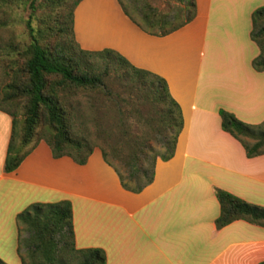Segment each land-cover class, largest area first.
Wrapping results in <instances>:
<instances>
[{"label":"crops","instance_id":"crops-1","mask_svg":"<svg viewBox=\"0 0 264 264\" xmlns=\"http://www.w3.org/2000/svg\"><path fill=\"white\" fill-rule=\"evenodd\" d=\"M195 1V18L166 36L145 32L118 0H82L75 10L81 49L112 50L159 76L181 108L175 155L157 160L154 180L141 192L123 188L99 148L80 165L55 158L44 139L6 172L13 118L0 110V259L6 264H22L17 216L32 204L66 200L76 248L103 250L106 264L264 262L263 226L216 225L217 189L264 207V155L249 158L220 116L226 110L247 125L264 123V71L253 68L260 50L251 39L252 15L264 0Z\"/></svg>","mask_w":264,"mask_h":264},{"label":"trees","instance_id":"trees-1","mask_svg":"<svg viewBox=\"0 0 264 264\" xmlns=\"http://www.w3.org/2000/svg\"><path fill=\"white\" fill-rule=\"evenodd\" d=\"M6 1L5 4L10 8L23 0ZM69 1L44 0L43 3L46 10L53 11L58 7L69 9V13L62 17L58 30L60 43L45 44L48 38L46 30L36 29L30 19L27 21L30 44L24 51H12H17L20 59H11L9 53L10 81L3 88V98L0 99V110L13 118V133L5 171H15L41 139L49 144L55 158L69 156L80 165H85L94 149L99 148L105 162L115 169L123 188L139 193L153 182L157 160L169 161L175 155L178 138L184 126L181 108L171 96L166 81L159 76L134 67L112 50L90 52L81 49L74 32V14L82 0H73L68 8ZM118 1L137 25L155 36L169 35L196 16L195 0H182L188 5L174 14L140 8L136 0ZM184 11H190L191 14L184 21H180V15ZM252 22L251 39L260 50V55L252 65L255 70L262 72L264 7L253 13ZM76 51L84 58L123 63L131 71L130 80L133 88L137 90V96L127 98L120 94L115 95L106 84L110 72H101L95 64L77 58ZM59 87L72 92L104 96L116 103L119 119L115 128L128 149L126 156H120V145L107 151L106 146L100 143L101 130H90L89 124L94 120H88L87 112L81 107L79 109L62 102L58 94ZM21 99L26 100L22 127L17 114L5 106L17 105ZM130 102L151 107L157 118L151 114H143L139 107H133L131 113L137 114V117L134 122H127L122 117L124 108L121 105ZM220 116L223 130L242 143L249 158L264 155V123L257 126L247 125L226 110H220ZM41 121L47 130L41 134L42 138H36V128ZM98 125L94 123V126ZM74 131L85 133L77 135ZM134 132L135 136L132 134ZM216 196L221 205V213L216 220L218 229L237 220L264 227V207L245 202L220 189L216 190ZM17 223L18 254L22 264H106L103 250L76 248L73 207L70 201L32 204L17 216ZM0 264L6 263L0 259Z\"/></svg>","mask_w":264,"mask_h":264},{"label":"rangeland","instance_id":"rangeland-1","mask_svg":"<svg viewBox=\"0 0 264 264\" xmlns=\"http://www.w3.org/2000/svg\"><path fill=\"white\" fill-rule=\"evenodd\" d=\"M72 1L73 0H70L67 6H71ZM190 1L191 0H189V2ZM5 2L7 1L0 0V99L3 98V88L10 81L9 53L11 59H20V57L18 58L17 56V51H24L30 44L31 39L27 29V21L31 19L32 25L36 29L43 31L46 30L48 38L45 40V44L56 45L61 42V39L58 36V30L62 21L61 19L69 13V9H63L61 7H58L53 11L46 10V7H43L44 0H23L18 5L14 4L10 8L5 4ZM136 2L140 8L170 14H174L188 5V3H183L182 0H136ZM69 6L68 8H70ZM190 14V11H184L180 15V21L187 19ZM133 16L137 21H140L136 14H133ZM9 46H11L10 49ZM13 50L17 51L12 52ZM76 57L83 58L84 61L95 64L101 72L106 70L110 72V77L107 79L106 84L108 85L109 90H111L115 95L120 94L127 98H134L137 96V90L133 88L130 80V76L132 75L131 71L123 63L88 57L84 58V56L78 51H76ZM58 94L60 95L62 102L66 105H73L79 109L81 107V109L87 112L88 120H94L89 124L90 130L92 132L96 129L101 130L102 137L100 143L106 146L107 151H111L120 145L118 148L120 156H122V158L126 156L128 149L124 145V139L118 136L119 133L115 128L116 122L119 119L115 107L116 103L110 101V99H107L104 96L85 94L82 92H72L60 87L58 88ZM25 103L26 100L21 99L17 105L10 107L9 104L5 105L8 110L17 114L20 121V127H22V122L25 118ZM121 106L124 108V115L122 117L127 120V122H134L137 117V114L131 113L133 107H139L143 114H151L153 117L157 118L154 110L143 103L130 102L123 103ZM95 122L97 125L99 124L97 127L94 126ZM45 130H47V128L44 126L43 121H41L36 128V138H42L41 134ZM74 132V134L77 135L85 133V131ZM105 134L108 135L104 136ZM132 134L134 136L136 135L135 132ZM106 137H108L107 140H104ZM157 149L160 148L158 147Z\"/></svg>","mask_w":264,"mask_h":264},{"label":"bare ground","instance_id":"bare-ground-1","mask_svg":"<svg viewBox=\"0 0 264 264\" xmlns=\"http://www.w3.org/2000/svg\"><path fill=\"white\" fill-rule=\"evenodd\" d=\"M90 230V229H89ZM91 234V233H90Z\"/></svg>","mask_w":264,"mask_h":264}]
</instances>
